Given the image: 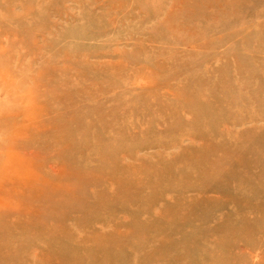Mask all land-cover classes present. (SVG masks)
I'll return each instance as SVG.
<instances>
[{
    "label": "rangeland",
    "instance_id": "1",
    "mask_svg": "<svg viewBox=\"0 0 264 264\" xmlns=\"http://www.w3.org/2000/svg\"><path fill=\"white\" fill-rule=\"evenodd\" d=\"M0 264H264V0H0Z\"/></svg>",
    "mask_w": 264,
    "mask_h": 264
}]
</instances>
